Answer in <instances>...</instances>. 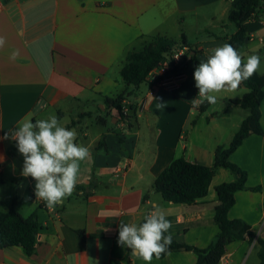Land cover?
<instances>
[{
  "label": "crops",
  "instance_id": "0c3cea01",
  "mask_svg": "<svg viewBox=\"0 0 264 264\" xmlns=\"http://www.w3.org/2000/svg\"><path fill=\"white\" fill-rule=\"evenodd\" d=\"M232 1L0 0V37L5 39L0 47V137L6 133L10 137L26 118L35 122L55 114L62 123L71 118L65 126L75 129L76 142L90 151L80 164L74 193L49 209L36 200L35 181L21 175L23 156L16 142L0 139V209L7 212L15 206L24 217L36 214L40 225L33 256L21 248H7L0 250V264H145L118 245V227L121 221L142 223L153 204L160 205L172 222L170 231L177 242L207 248L214 241L219 233L214 220L219 204L216 187L237 181L238 174L220 168L209 195L192 206L166 202L154 182L180 157L213 166L217 148L224 146L218 139L193 141L188 131L199 126L193 125L196 114L203 120L213 106L201 114V105L193 107L191 100L198 95L193 74L211 49L237 32L228 19ZM246 25L250 41L241 51L257 43L252 54L264 60V5L260 19ZM157 35L180 44L185 35L196 58L187 60L173 91L153 88L151 79L131 88L126 102L136 111L131 113L132 123L124 121L118 110L106 109L105 98L126 90L121 70L127 54ZM15 50L19 56L12 60ZM245 89L241 84L240 90ZM151 91L166 103L163 111L156 109ZM224 97L241 99L231 93ZM236 108H227V114ZM261 111L264 130V99ZM249 115L245 113L244 120ZM206 119L208 128L218 122L214 116ZM230 160L247 173L248 190L236 193L229 218L250 225L255 238L246 236L230 244L219 264H260L264 136L250 135ZM219 177L228 180L218 183ZM197 260L194 252L179 251L154 258L151 264H196Z\"/></svg>",
  "mask_w": 264,
  "mask_h": 264
},
{
  "label": "trees",
  "instance_id": "16d2710c",
  "mask_svg": "<svg viewBox=\"0 0 264 264\" xmlns=\"http://www.w3.org/2000/svg\"><path fill=\"white\" fill-rule=\"evenodd\" d=\"M264 0H233L229 13V21L234 23L238 30L226 40L234 48L241 51L246 45V39L250 32L247 22L260 19ZM187 47L186 53L180 67L175 70H184L188 67V59L195 60V50L187 42L183 35L181 44L164 36H151L145 40L141 49L130 51L125 59L121 70V76L126 90L116 97H106L105 105L108 111L116 109L124 116L126 100L131 95V88H138L146 83L149 75L154 69L168 60L176 47ZM249 91L243 98L230 100V105L241 107L250 112L228 146H220L215 153L213 166L201 163H193L185 157H180L163 170L154 182V189L162 195L166 202L174 204L194 205L209 195L210 187L217 171L224 168L235 172L239 178L235 182L222 183L216 187L219 204L215 208L214 220L219 228L214 241L207 248L184 245L172 237L170 253L179 251L194 252L197 257L196 264H219L226 254L227 247L244 239L246 236L254 240L255 233L252 227L240 219L232 220L229 212L236 203L235 195L240 190H248V175L239 166L234 164L230 157L252 134L263 135L261 125L262 111L261 104L264 99V75L256 74L249 80L242 83ZM211 105L205 102L200 106L199 111L205 112ZM130 114L127 117L129 122L134 120L132 112L136 111L135 105H129ZM195 125V121L193 122ZM133 126V125H132ZM252 191H261V188H252ZM40 225L37 215L24 217L13 206L9 211L0 209V250L7 248H21L26 255L33 256L37 251ZM84 232H81L83 234ZM260 264H264V233L258 238ZM164 254L160 259L167 257Z\"/></svg>",
  "mask_w": 264,
  "mask_h": 264
},
{
  "label": "clouds",
  "instance_id": "9594fccd",
  "mask_svg": "<svg viewBox=\"0 0 264 264\" xmlns=\"http://www.w3.org/2000/svg\"><path fill=\"white\" fill-rule=\"evenodd\" d=\"M4 44L5 39L0 37V47ZM18 56L19 51L15 50L10 59L15 60ZM261 62L259 55H247L229 43L211 49V54L200 61L193 74L198 89L197 97L191 100L193 107L198 108L205 102L215 105L217 94L223 92L236 93L244 81L261 70L264 66ZM151 97L156 101V109L163 111L166 103L162 98ZM67 123L66 117L62 123L55 114L35 122L26 118L10 137L7 133L0 137L16 142L17 150L23 156L21 175L35 181L36 200L43 201L49 209L61 205L74 193L80 164L90 156L89 148L76 142L78 133L67 128ZM171 228L172 222L160 205L153 204L142 223L120 222L117 243L130 249V256L151 264L154 258L159 260L164 254L170 255Z\"/></svg>",
  "mask_w": 264,
  "mask_h": 264
},
{
  "label": "rangeland",
  "instance_id": "374dc122",
  "mask_svg": "<svg viewBox=\"0 0 264 264\" xmlns=\"http://www.w3.org/2000/svg\"><path fill=\"white\" fill-rule=\"evenodd\" d=\"M257 46H258L257 43L247 44L246 48H244L242 52L246 53L247 55H252V51ZM248 50H250V52H248ZM245 60H246V56H245ZM248 91L249 90L247 88L242 91L239 90L236 93H231V96L243 98L244 94L248 93ZM224 94H226V92L217 94L218 95L217 103L213 105L211 109L208 111V113L205 115L206 117L209 118L211 116H214L215 119H218V122L216 123L217 125L214 124L211 128H208L206 123L207 122L206 117L203 120H199V114L197 113L196 117H194V121L196 125L197 123H199V126H197L196 130L194 129V131L191 128L188 131L189 138L191 140L193 139V141L196 140L203 144L207 140V138L211 140V142L214 139H218L221 142V144H223L224 146L230 144L232 134H234L235 129L239 128L238 126H240L241 122L243 123L245 118L244 116L245 113L248 114L249 112L248 111L246 112L241 107L230 105V100L224 97ZM231 107L233 108L237 107L236 109L239 110H233L232 112L227 114L229 112V110L227 111V108H231ZM66 118L68 121L71 120V118L69 117ZM237 131L239 130L237 129L236 132ZM223 180H228V178L226 179H222L220 177L217 178L218 183L223 182Z\"/></svg>",
  "mask_w": 264,
  "mask_h": 264
},
{
  "label": "built area",
  "instance_id": "2783aa9c",
  "mask_svg": "<svg viewBox=\"0 0 264 264\" xmlns=\"http://www.w3.org/2000/svg\"><path fill=\"white\" fill-rule=\"evenodd\" d=\"M188 51L189 48L187 47H176L170 58L164 61L160 67L154 69V71L149 75V80L151 79V81L153 80L154 82L153 88L173 91L178 86L182 77V70L176 71L175 69L181 66ZM150 94H154V91H151ZM145 103L146 101L144 99L140 107L141 109L144 107ZM129 114V105H126L124 107V116H122V120L129 122V119L127 118Z\"/></svg>",
  "mask_w": 264,
  "mask_h": 264
},
{
  "label": "water",
  "instance_id": "95a60500",
  "mask_svg": "<svg viewBox=\"0 0 264 264\" xmlns=\"http://www.w3.org/2000/svg\"><path fill=\"white\" fill-rule=\"evenodd\" d=\"M248 41H249V38L246 39V42H248ZM261 63H262V65H264V60H262ZM258 74L264 75V66L261 67V70L258 72Z\"/></svg>",
  "mask_w": 264,
  "mask_h": 264
}]
</instances>
